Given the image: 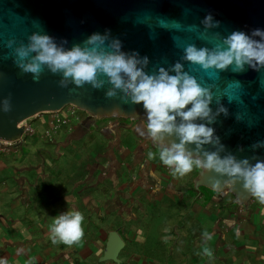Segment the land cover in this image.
I'll use <instances>...</instances> for the list:
<instances>
[{
  "label": "crops",
  "instance_id": "obj_1",
  "mask_svg": "<svg viewBox=\"0 0 264 264\" xmlns=\"http://www.w3.org/2000/svg\"><path fill=\"white\" fill-rule=\"evenodd\" d=\"M129 122L109 120L101 127L115 145L101 156L107 163L86 165L83 178H72L61 162L62 155L59 162L50 164L40 151L31 162L22 154V143L0 156V257L8 264H165L159 257L162 252L147 246V230L141 233L134 225L140 222L143 204L155 211L181 200L179 180L160 161L150 160L148 153L159 147L147 134L146 124ZM131 125L134 143L122 147V129ZM117 153L134 162H118ZM96 174L98 183L111 181L109 190L100 195L90 192L93 187L99 189ZM86 175L90 177L85 179ZM213 200L236 206L232 214L224 208L218 212L215 227L207 232L216 241L189 237L178 246L176 255L169 256V264H264V204L252 197L247 205L239 206L228 190ZM68 210L84 214V236L72 245L53 243L51 225ZM204 217L211 221L212 215L205 211ZM111 233L122 242L114 260L106 258Z\"/></svg>",
  "mask_w": 264,
  "mask_h": 264
},
{
  "label": "water",
  "instance_id": "obj_2",
  "mask_svg": "<svg viewBox=\"0 0 264 264\" xmlns=\"http://www.w3.org/2000/svg\"><path fill=\"white\" fill-rule=\"evenodd\" d=\"M209 13L220 22L213 31L225 36L237 30L250 34L254 29H264V0H0V100L11 95L12 104L10 112L0 111V140L20 145L26 133L21 124L43 113L61 112L66 107L88 114V120L116 118L142 121L147 125L142 104L109 100L105 96L110 87L108 84L100 89H93L88 84L62 88L58 84L61 79L58 74L45 70L40 80L34 81L30 73L21 72L12 58L6 57L10 50L4 44L9 38L26 42L27 35L38 30L33 20L38 21L58 43L66 40L65 46L69 48L92 33L110 30L111 36L122 41L125 52L147 56L146 71L152 72L159 67L170 68L181 60L183 45L187 43L211 47L197 39L195 32L162 27L157 18L179 22L185 29L188 25H197L202 30L201 21ZM181 62L185 70L189 69L206 86L215 83L217 95L229 82H240L242 103L230 102L226 95L223 96L221 103L228 109V115L220 114L211 126L225 145L226 152L238 158L256 156L264 159V148H252L257 141L264 140V71L246 67L242 72H233L229 67L220 72L218 79H209V73L198 66L190 67L187 62ZM210 106L216 110L215 98ZM238 114L241 119H237ZM92 123L94 121H90L86 129ZM205 147L211 148L210 145ZM213 175L200 169L194 179L195 188L203 187L215 193L228 190L239 206L247 205L253 197L242 182L224 185L222 191H217L211 182ZM121 247L120 237L116 233L109 234L106 258L114 260Z\"/></svg>",
  "mask_w": 264,
  "mask_h": 264
},
{
  "label": "clouds",
  "instance_id": "obj_3",
  "mask_svg": "<svg viewBox=\"0 0 264 264\" xmlns=\"http://www.w3.org/2000/svg\"><path fill=\"white\" fill-rule=\"evenodd\" d=\"M145 18L150 16L145 15ZM32 23L38 30L27 35L26 42L9 38L4 44L10 50L6 57L10 56L21 72L30 73L34 81H39L45 70L58 74L61 77L58 84L62 88L88 84L100 89L105 84L110 85L105 92L109 100L142 104L147 134L159 146L158 153H148L150 158L158 155L160 162L179 177L194 169L207 170L214 174L211 182L217 191H222L224 185L242 182L243 187L264 204V159L238 158L226 152L211 126L220 114L228 115V109L221 103L223 96L226 95L230 102L242 103L240 82H229L217 95L215 83L206 86L189 69L185 70L181 62H187L190 67L198 66L209 73V79H218L220 72L229 67L233 72H242L246 67L262 72L264 29H254L250 34L237 30L225 36L213 31L220 22L211 13L201 21L202 30L197 25H188L185 29L179 22L157 18L162 27L195 32L197 39L211 47L187 43L183 45L181 60L170 68L159 67L149 72L146 71L149 58L141 57L138 52H125L122 41L111 36L110 30L92 33L69 48L65 46L66 40L58 43L38 21ZM173 39L177 42L176 36ZM214 98L215 111L210 106ZM11 109V95L0 100V111L8 113ZM237 119H241L239 114ZM190 145L195 147L190 148ZM252 148H264V140L257 141ZM225 177L227 179H223ZM84 219V214L78 210L60 213L51 225L52 242L68 245L79 242L84 236ZM204 235L206 239L211 238L209 233ZM0 264H8L7 259L0 257Z\"/></svg>",
  "mask_w": 264,
  "mask_h": 264
},
{
  "label": "rangeland",
  "instance_id": "obj_4",
  "mask_svg": "<svg viewBox=\"0 0 264 264\" xmlns=\"http://www.w3.org/2000/svg\"><path fill=\"white\" fill-rule=\"evenodd\" d=\"M64 113H69V108H64L62 114ZM79 113L83 116L85 115L84 112L79 111ZM38 116H40V120L36 119ZM38 116L31 119V129L26 131L22 140V154L28 157L31 162H35L40 151L44 152H42V155L47 159L46 163L50 164L59 162L58 157L62 155L60 157L62 159L61 162L67 165L69 173H72L71 176L75 179L84 177L86 165L96 162L107 163V160L101 156L105 155L115 143L113 139H108L103 135L101 127L113 118H100L96 126L86 130L80 127L81 122H76L68 117L59 129L53 130L46 126L48 123L47 113ZM121 120L123 122L129 121ZM75 133H79V135L77 134V136ZM130 135L129 131H123L120 146L129 147L133 145L134 139ZM158 151L159 148H154L152 152L158 153ZM116 157L118 162L123 160L134 162L133 158L122 156L119 153L116 154ZM150 160L160 161L158 155L151 157ZM197 170L194 169L193 171L197 172ZM189 175L191 174L184 177L171 175L172 178L179 180L177 187L181 191V200L174 203L173 206L158 207L155 211L151 210L148 205L143 204L144 212L138 215L140 222L134 225V229H139L138 231L141 233L143 230H147L149 234L146 240L147 246L152 250L162 252L159 257L164 258L163 262L165 264H169V256L171 254H177L178 246H182L181 243L184 240L194 236L201 241L205 237V233L212 231L216 224L217 214L218 212L222 213L223 208L226 213L231 214L236 209L234 204L227 203L226 200L218 203L214 202V196L217 194L215 192L206 188L197 190L194 185L195 177L193 175L190 177ZM98 176L97 174L95 176L96 182ZM88 177L90 176L86 175L85 179ZM96 184L99 187L98 191L96 187H93L90 192L100 195L103 190L105 192L109 190L111 181L109 180L108 183L97 182ZM139 194L144 196V193ZM173 211L175 212L174 214H172ZM205 211L211 213V221H204ZM192 230L194 231L190 234ZM211 238L214 241L217 239V237Z\"/></svg>",
  "mask_w": 264,
  "mask_h": 264
},
{
  "label": "built area",
  "instance_id": "obj_5",
  "mask_svg": "<svg viewBox=\"0 0 264 264\" xmlns=\"http://www.w3.org/2000/svg\"><path fill=\"white\" fill-rule=\"evenodd\" d=\"M67 108H69V107H67ZM63 111H64V109L58 113H47L48 114L47 127H50L53 130L59 129L61 124L63 122H65L68 117L74 119L76 122L79 121V117L77 116L74 108L73 109L69 108V113L62 114ZM28 121L29 120H27L23 124H21L22 126H24L25 131L31 129V126L26 124ZM13 147H14V142L0 140V156L5 155Z\"/></svg>",
  "mask_w": 264,
  "mask_h": 264
},
{
  "label": "flooded vegetation",
  "instance_id": "obj_6",
  "mask_svg": "<svg viewBox=\"0 0 264 264\" xmlns=\"http://www.w3.org/2000/svg\"><path fill=\"white\" fill-rule=\"evenodd\" d=\"M75 111H76V114H77V116L79 117V121L78 122H81L80 123V127L82 128V129H86V125L87 124H90V121H94V123H92L91 125H90V127H89V129L92 127V126H96V124H97V122H98V119H95V118H90L89 120H88V117H89V115L88 114H86V113H84L85 115L83 116V115H81L80 113H79V111L77 110V109H75ZM116 118H113V119H111V120H115ZM138 122H140V121H137V122H133V123H138ZM129 121L125 124V125H129ZM145 124V123H144ZM147 126V125H146ZM86 130H88V129H86ZM123 131H129V132H131L132 131V125L131 126H129V127H123V129H122Z\"/></svg>",
  "mask_w": 264,
  "mask_h": 264
},
{
  "label": "trees",
  "instance_id": "obj_7",
  "mask_svg": "<svg viewBox=\"0 0 264 264\" xmlns=\"http://www.w3.org/2000/svg\"><path fill=\"white\" fill-rule=\"evenodd\" d=\"M69 108L73 109L72 107H69ZM30 120H31V119H29V121H30ZM199 172H200V169L197 170V172H196V174H195L194 177H196V176L199 174ZM201 188H203V187H201ZM198 190H200V188H199Z\"/></svg>",
  "mask_w": 264,
  "mask_h": 264
}]
</instances>
